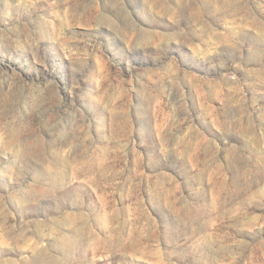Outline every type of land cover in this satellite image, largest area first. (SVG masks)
<instances>
[{
  "label": "rangeland",
  "instance_id": "rangeland-1",
  "mask_svg": "<svg viewBox=\"0 0 264 264\" xmlns=\"http://www.w3.org/2000/svg\"><path fill=\"white\" fill-rule=\"evenodd\" d=\"M0 264H264V0H0Z\"/></svg>",
  "mask_w": 264,
  "mask_h": 264
}]
</instances>
